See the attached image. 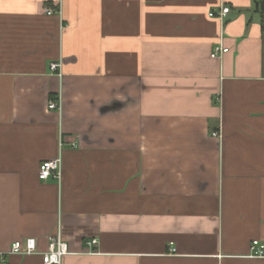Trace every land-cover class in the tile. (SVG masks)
<instances>
[{
    "label": "crops",
    "instance_id": "1",
    "mask_svg": "<svg viewBox=\"0 0 264 264\" xmlns=\"http://www.w3.org/2000/svg\"><path fill=\"white\" fill-rule=\"evenodd\" d=\"M227 3L0 0V264H264V25Z\"/></svg>",
    "mask_w": 264,
    "mask_h": 264
},
{
    "label": "built area",
    "instance_id": "2",
    "mask_svg": "<svg viewBox=\"0 0 264 264\" xmlns=\"http://www.w3.org/2000/svg\"><path fill=\"white\" fill-rule=\"evenodd\" d=\"M230 7L228 6L227 0H221V6L219 12H211V18L225 19L230 13ZM45 13L47 15H53L55 10L52 8H46ZM58 14H61V11H58ZM229 50L224 48L223 46H217L213 49L211 54L212 59H217L225 54H227ZM51 72L57 74L61 79L63 77L62 74V64L61 63H52L50 65ZM49 110L56 111L59 114L62 113L63 105L62 98L59 95L56 101H53L49 104ZM213 137L219 138L218 133H214ZM61 175V159H55L46 161L40 166L39 180L47 181L49 178H59ZM97 244L96 240L88 243L89 247H93ZM175 252V250H173ZM251 252L254 257L264 258V243L259 241H254L252 243ZM38 253L37 241L35 239H26L23 241L14 242L10 250L7 254L9 255H21V256H31ZM70 254V249L68 243L63 241L60 235L52 236L49 238L48 250L42 254L43 256V264H61L62 260L65 256ZM4 261L1 263L3 264Z\"/></svg>",
    "mask_w": 264,
    "mask_h": 264
},
{
    "label": "trees",
    "instance_id": "3",
    "mask_svg": "<svg viewBox=\"0 0 264 264\" xmlns=\"http://www.w3.org/2000/svg\"><path fill=\"white\" fill-rule=\"evenodd\" d=\"M252 1L255 2L257 9L262 16V22L264 25V0H252Z\"/></svg>",
    "mask_w": 264,
    "mask_h": 264
}]
</instances>
